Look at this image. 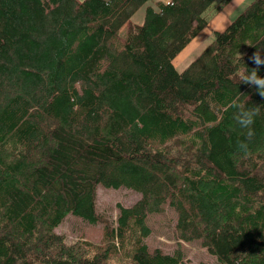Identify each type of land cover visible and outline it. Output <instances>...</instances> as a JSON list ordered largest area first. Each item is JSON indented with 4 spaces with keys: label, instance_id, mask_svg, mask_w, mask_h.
<instances>
[{
    "label": "trees",
    "instance_id": "obj_1",
    "mask_svg": "<svg viewBox=\"0 0 264 264\" xmlns=\"http://www.w3.org/2000/svg\"><path fill=\"white\" fill-rule=\"evenodd\" d=\"M231 1H157L136 24L148 0H0V264H184L144 243L165 206L217 264H264V96L240 79L264 76V0L173 64ZM237 106L259 109L247 152ZM100 185L140 199L108 221ZM69 214L102 242L57 234Z\"/></svg>",
    "mask_w": 264,
    "mask_h": 264
},
{
    "label": "rangeland",
    "instance_id": "obj_2",
    "mask_svg": "<svg viewBox=\"0 0 264 264\" xmlns=\"http://www.w3.org/2000/svg\"><path fill=\"white\" fill-rule=\"evenodd\" d=\"M82 1V0H78ZM157 0H148L145 5L154 6ZM252 0H243L239 5L227 9L223 15L226 16V21H232L239 13ZM145 5L140 7L134 16L131 18V22L138 23V20L142 21L144 15ZM211 9L206 13L207 18L209 16L212 20L217 18V13ZM219 13V12H218ZM211 23V24H212ZM222 24L216 30H221L225 27ZM128 26L125 24L121 28V33L127 32ZM214 28H206L202 31L198 37L192 41L182 52L173 59L175 68L181 72L186 66L192 62L202 51V49L211 41L212 30ZM184 61L182 65L178 64V61ZM140 199V195L130 189L119 188H105L103 186L97 187L96 192V211L102 214L108 221H114L115 216L118 213V205L131 206L137 200ZM176 214L169 207L165 206V210L159 214H150L147 216L146 224L150 227V235L144 239V243L147 245L150 251L160 249L164 253H173L176 250H180L183 255L184 264H217L216 258L211 255L206 248L202 247L197 242H184L178 239L174 233ZM57 234L63 235L67 242H73L76 240L86 241L95 245H99L103 239V224H89L82 219L67 215L61 224L55 228ZM110 264H116L114 259Z\"/></svg>",
    "mask_w": 264,
    "mask_h": 264
},
{
    "label": "clouds",
    "instance_id": "obj_3",
    "mask_svg": "<svg viewBox=\"0 0 264 264\" xmlns=\"http://www.w3.org/2000/svg\"><path fill=\"white\" fill-rule=\"evenodd\" d=\"M241 55V54H240ZM250 59L255 63V65L260 66L264 65V57L260 55V52L253 54ZM240 79L242 83H249L255 85L257 91L261 96H264V76L258 75V67L248 69L247 67L240 72ZM259 115L258 107L252 106H237V111L235 114V120L237 125L246 130L245 131V140H242L238 143L237 147L242 152H247L249 147V141L255 135V129L253 124L255 119Z\"/></svg>",
    "mask_w": 264,
    "mask_h": 264
},
{
    "label": "crops",
    "instance_id": "obj_4",
    "mask_svg": "<svg viewBox=\"0 0 264 264\" xmlns=\"http://www.w3.org/2000/svg\"><path fill=\"white\" fill-rule=\"evenodd\" d=\"M157 1H163V2H167V0H157ZM156 1V2H157ZM243 0H232L231 1V3H229L223 10H221L219 13H217L216 15H217V18H215V20H213V23H212V20H211V22L209 23V25L207 26L208 28H214L213 30H212V32L211 33H213V31H220V30H216V28H219L220 26H222V24H225V22H226V25L230 22V21H226V16L225 15H223L222 13H224L228 8L229 9H232V7H235L236 5H239L241 2H242ZM145 6H150V5H145ZM155 6V5H154ZM134 16V15H133ZM143 20V19H142ZM142 21H140V20H138V23L137 24H140ZM212 23V24H211ZM226 25H225V27H226ZM224 27V28H225ZM223 28V29H224ZM206 29V28H205ZM204 29V30H205ZM223 29H221V30H223ZM203 30V31H204ZM199 35V34H198ZM198 35L195 37V38H193L190 42H189V44L192 42V41H194L197 37H198ZM188 44V45H189ZM187 45V46H188ZM186 46V47H187ZM185 47V48H186ZM184 48V49H185ZM183 49V50H184ZM182 52V51H181ZM180 52V53H181ZM179 53V54H180ZM178 54V55H179ZM180 63V65H182L183 63H184V61H182V58H181V60H179L178 61V64Z\"/></svg>",
    "mask_w": 264,
    "mask_h": 264
}]
</instances>
